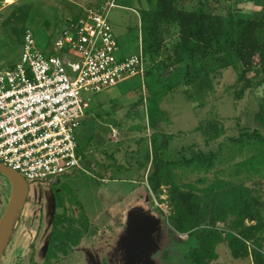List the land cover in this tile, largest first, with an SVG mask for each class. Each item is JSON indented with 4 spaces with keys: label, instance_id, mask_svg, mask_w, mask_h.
I'll use <instances>...</instances> for the list:
<instances>
[{
    "label": "rangeland",
    "instance_id": "rangeland-1",
    "mask_svg": "<svg viewBox=\"0 0 264 264\" xmlns=\"http://www.w3.org/2000/svg\"><path fill=\"white\" fill-rule=\"evenodd\" d=\"M41 1L0 0V70L21 61L26 29L33 31L42 49L44 37L48 36L34 26L36 16L34 19L29 17L32 8L38 6L36 10L39 11ZM155 10L157 0H118L117 7L110 12L109 21L119 44L117 57H130L139 52L141 45L146 50L152 46L149 52L156 56V64L153 62L156 69L146 74L144 80L135 77L102 93L83 91L84 98L91 102L77 129L81 152L86 153L83 154L84 167L59 177L58 182L30 184L29 200L12 228L2 264H44L48 242L45 238L52 228L54 215L62 213V209L55 205L53 193L61 185L67 196L79 199L86 206L90 232L73 255L55 264H161V261L162 264H190L183 259L184 250L177 242L174 251L170 247L172 253L165 261L161 252L154 251L158 249L156 234L163 222L168 224L175 214L179 199L173 200V192L187 189L186 184H197L203 189L217 181L230 183L218 190L219 194L240 187L247 189L255 207L240 200L222 203L221 195L206 199L210 210L216 211L214 216L223 218L218 219L215 227L222 236L216 246V263L253 264L252 258L244 255L245 248L234 243L235 251L229 240L232 236L241 238L240 229L234 225L240 218L237 210L247 212L245 224L248 226L257 223L252 218L258 213L264 218V145L247 140V135L253 133L264 137V128L256 120V116L264 111L261 51L256 49L251 55L250 65L239 61L235 67H227L214 45L205 50L209 52L207 56L205 53L197 62H190L180 48L184 30L180 17L182 12L227 19L231 12L236 19L257 21L258 42L263 48L264 0H165L160 8L161 16L155 21L156 39L153 41L149 36L153 24L149 14ZM55 39L48 37L53 46ZM244 71L245 80L240 81ZM128 86H131L130 93L124 90ZM147 107L156 112L152 121L149 119V125L151 115H148ZM114 125L118 129L116 137L111 129ZM168 138L165 151L168 158H176L179 152L190 148L196 152H216L215 167L208 172L179 176L174 186L165 185L157 192L147 190L139 204L111 225L107 224L101 202L104 196L100 194L101 185L125 191L127 182L133 179L139 183L148 181L155 172L157 175L166 174L161 165H153L152 141L162 145ZM249 160L254 162L251 167ZM148 164L151 173L145 178ZM177 171L179 168H175ZM203 178L208 181L199 184ZM12 190V181L0 173V220L8 208ZM117 191L112 193L110 201L123 194ZM197 194L202 198L201 192ZM181 207L182 214L188 213L189 217L198 212L197 205L192 204L190 198L183 199ZM97 216L99 218L95 221ZM210 219L209 211L204 225L209 231L213 228ZM263 226L264 223L261 230ZM130 229L133 237H130L129 245ZM254 234L261 237L258 229ZM180 237L187 240L188 234ZM247 245L252 249V242L247 241Z\"/></svg>",
    "mask_w": 264,
    "mask_h": 264
},
{
    "label": "built area",
    "instance_id": "built-area-1",
    "mask_svg": "<svg viewBox=\"0 0 264 264\" xmlns=\"http://www.w3.org/2000/svg\"><path fill=\"white\" fill-rule=\"evenodd\" d=\"M116 7L117 0H101L85 9L58 34L53 53L27 29L21 61L0 70V162L29 184L56 182L84 167L77 129L91 102L83 91L102 93L147 74L143 48L117 57L109 21ZM112 132L118 135L116 128Z\"/></svg>",
    "mask_w": 264,
    "mask_h": 264
},
{
    "label": "trees",
    "instance_id": "trees-1",
    "mask_svg": "<svg viewBox=\"0 0 264 264\" xmlns=\"http://www.w3.org/2000/svg\"><path fill=\"white\" fill-rule=\"evenodd\" d=\"M165 0H157V10L149 14L153 24L149 30V36L152 40L156 39V18L161 16L160 8L163 7ZM159 8V10H158ZM180 20L183 22V38L180 45L183 55L187 57L190 62H197L200 57L206 56L209 52L205 50L209 49L210 46H216L217 52L220 54L222 63L229 66H236L238 62H243L244 65H250V57L253 53L261 51V58L264 67V47L258 42V25L257 21L236 19V17L230 12L227 19L210 18L206 14L197 13H182ZM152 46L144 53L146 56V64L150 72L153 73L156 69V56L150 54ZM155 64H154V63ZM246 71V70H245ZM245 71L240 76V81H244ZM256 120L262 128H264V111H261L257 116ZM245 137H243L244 140ZM247 140H255L264 145V137L257 133L248 134ZM169 138L162 145H158L156 140L152 141L153 146V165H161L163 169L167 171L165 174L161 172V175L150 176L148 182L152 191L157 192L163 186H170L176 183V179L179 176H184L190 172H208L212 170L218 159L216 152L204 153L196 152L193 148L187 149L185 152H179L178 157L169 158L165 155V151L168 148ZM241 141V140H240ZM81 152V149H80ZM83 158L84 155L81 152ZM250 167L254 165L253 160L248 161ZM175 168H179V172H175ZM162 169V170H163ZM181 170V172H180ZM208 181L207 178L199 180V184H204ZM58 182V181H56ZM230 183H224L217 181L212 183L203 189H200L197 184L184 185L187 189H181L178 193L173 192L172 197L179 199L175 206V214L170 217L169 223L163 222L160 231L156 234L157 248L154 251L161 252L162 258L167 261L169 258L170 247L173 251L178 244L181 250H184L182 255L190 264H218V253L216 250L217 244L221 241V234L219 230L215 229L216 223L219 220L215 217V210H210L209 205L206 204V199L214 197L218 198L221 195V202H233L240 200L245 203H250L253 207L254 199L250 196L247 189L240 187L232 190H228L219 194L218 190L226 188ZM65 188L61 185L57 189L53 190L55 205L57 208L62 209V213H57L53 218V225L50 232V236L47 242V250L45 255L44 264H55L61 260L73 255L76 249L80 247L85 236L90 232L89 225L90 221L88 216L85 214V207L77 198H70L67 196ZM189 189L194 190L192 193ZM201 192V196L197 193ZM190 201L192 204L197 205V214L193 217H189L188 213L182 214L183 199ZM210 211L211 219L210 225L212 229L206 230V214ZM237 214L240 216L239 220L234 223L235 227L240 229V236L230 237V247L236 251L237 243L243 246L244 255L251 257L253 264H264V226L261 230V226L264 223L263 216L258 213L256 218H252L253 221H257L255 225L248 226L245 224L247 213L245 210H237ZM215 215V216H214ZM219 219V220H218ZM259 230L261 237L255 236V230ZM188 234V239L183 240L180 235ZM248 242H252V249L247 245ZM177 242V244H175ZM173 243L175 245H173ZM183 247V249H182ZM188 249L185 250V248ZM165 248V251L162 250ZM163 251V252H162ZM236 253V252H235ZM238 253V252H237ZM236 253V254H237ZM235 254V255H236ZM238 256V255H237ZM162 264V261H161Z\"/></svg>",
    "mask_w": 264,
    "mask_h": 264
},
{
    "label": "crops",
    "instance_id": "crops-1",
    "mask_svg": "<svg viewBox=\"0 0 264 264\" xmlns=\"http://www.w3.org/2000/svg\"><path fill=\"white\" fill-rule=\"evenodd\" d=\"M42 1H41L42 6L40 7L39 11L36 10L38 6L32 8L31 13H30L31 16L29 15V17L30 18L32 17V19H34L36 16L34 26H36V28L41 29V31H43L44 34H46V36L48 37L52 36L53 38H56L58 33L64 28H66L69 22H73L79 19V17L84 14L85 9L90 8V7H97L101 2V0H78V1L76 0H42ZM48 37H44V40L42 42V48L45 49L47 53H53L54 46H53L52 41L48 40ZM141 48L144 49V46L141 45L140 50ZM138 53H134V54H138ZM124 90L127 91V93H130L131 86L126 87ZM124 105L125 104L121 106L124 107ZM147 110H148V115L149 114L151 115L148 117L147 124L149 125V119H151L150 121H152L153 119L152 115L156 112H153L152 110L150 111V107H147ZM159 112H161L160 109H159ZM154 119L157 120V118H154ZM112 128L117 129L115 125ZM83 154H86V153H83ZM150 173H151V168L149 169V164H148L145 168L144 177L146 178V174L150 175ZM136 176L139 177L141 176V174H139V176L138 175ZM103 181L108 182L109 180L103 179ZM127 183H128V186L126 187L125 191L119 190L120 192H123V194L115 198L116 201L115 200L110 201V198H112L111 197L112 193H115L118 189L114 190V188H111L107 184L101 185L102 187L100 188L101 189L100 194L104 196H103V199L102 200L100 199V200L102 202V205L105 208L104 214L107 215V218H108L107 224L109 225L115 222V220L119 219L121 215L125 214L134 205L136 206L137 204H139V202L143 200L144 195L148 193L147 190L150 189V191H152L148 181L137 183L136 180L133 179V181L131 180V182H127ZM85 209L87 210L86 206H85ZM98 218H99L98 216L95 217V221ZM140 223L141 221L137 222V224H140ZM52 225H53V222H52ZM129 231H130V234H129L130 236H129V240L127 241V244L130 245L132 241L130 237L132 238L133 234L131 233L132 232L131 229ZM50 232L51 230L47 233V236L45 238V240L47 241L49 239ZM96 249H98V247Z\"/></svg>",
    "mask_w": 264,
    "mask_h": 264
},
{
    "label": "water",
    "instance_id": "water-1",
    "mask_svg": "<svg viewBox=\"0 0 264 264\" xmlns=\"http://www.w3.org/2000/svg\"><path fill=\"white\" fill-rule=\"evenodd\" d=\"M0 173L9 177L13 185L8 208L0 220V264H2L3 254L11 235L12 228L28 202L30 184L20 173L5 166L1 162Z\"/></svg>",
    "mask_w": 264,
    "mask_h": 264
},
{
    "label": "flooded vegetation",
    "instance_id": "flooded-vegetation-1",
    "mask_svg": "<svg viewBox=\"0 0 264 264\" xmlns=\"http://www.w3.org/2000/svg\"><path fill=\"white\" fill-rule=\"evenodd\" d=\"M29 197H30V194H29ZM29 200V199H28Z\"/></svg>",
    "mask_w": 264,
    "mask_h": 264
},
{
    "label": "bare ground",
    "instance_id": "bare-ground-1",
    "mask_svg": "<svg viewBox=\"0 0 264 264\" xmlns=\"http://www.w3.org/2000/svg\"><path fill=\"white\" fill-rule=\"evenodd\" d=\"M88 161V160H87Z\"/></svg>",
    "mask_w": 264,
    "mask_h": 264
}]
</instances>
